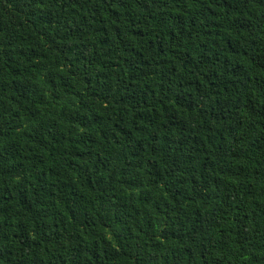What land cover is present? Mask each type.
I'll use <instances>...</instances> for the list:
<instances>
[{"label": "trees", "instance_id": "1", "mask_svg": "<svg viewBox=\"0 0 264 264\" xmlns=\"http://www.w3.org/2000/svg\"><path fill=\"white\" fill-rule=\"evenodd\" d=\"M0 264H264V0H0Z\"/></svg>", "mask_w": 264, "mask_h": 264}]
</instances>
